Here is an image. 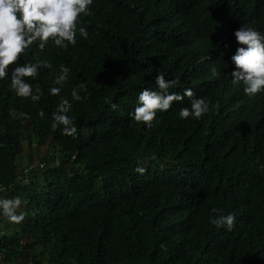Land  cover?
I'll return each instance as SVG.
<instances>
[{
	"label": "trees",
	"instance_id": "obj_1",
	"mask_svg": "<svg viewBox=\"0 0 264 264\" xmlns=\"http://www.w3.org/2000/svg\"><path fill=\"white\" fill-rule=\"evenodd\" d=\"M90 8L80 19L87 38L77 32L64 49L34 42L18 59L51 64L26 78L39 101L0 80V198L19 196L24 213L19 223L0 217V264H264V93L249 97L230 76L233 33L241 25L264 33V0ZM61 64L67 80L50 95ZM157 71L177 81L169 91L190 88L209 111L181 120L185 97L151 127L130 121ZM61 97L72 104L74 136L50 127ZM229 212L231 231L209 223Z\"/></svg>",
	"mask_w": 264,
	"mask_h": 264
},
{
	"label": "clouds",
	"instance_id": "obj_2",
	"mask_svg": "<svg viewBox=\"0 0 264 264\" xmlns=\"http://www.w3.org/2000/svg\"><path fill=\"white\" fill-rule=\"evenodd\" d=\"M92 3L93 0H0V80L7 77L8 87L17 97L27 98L31 102L39 101L40 87L34 86L26 78L35 80L41 68H51L46 60L17 63L20 56L34 42L39 49H43L49 41L64 49L76 44L77 32L80 37L87 38V28L80 25V19L91 15ZM233 35L238 46L230 57L234 65L230 73L231 83L242 85L244 94L249 97L264 93V33L241 25ZM69 71L66 65H59V72L53 80L56 86L48 89L50 95L61 92ZM210 71L213 77L217 75L215 68ZM176 84L175 79H166L163 71H157L155 89L143 88L139 91L134 108L128 112L130 121L143 123L146 128L151 127L158 112H166L173 101L180 102L185 97L189 98V106L179 109L178 116L181 120L188 117L200 119L209 111V102L195 96L190 88H185L183 94L169 91ZM77 87L84 89L85 86L80 84ZM70 95L72 100L81 98L75 88ZM111 107L116 109L118 106L113 104ZM71 108L70 101L61 97L51 113V129L59 128L61 134L66 136L76 134V126L68 115ZM39 115H44L42 110ZM135 170L143 173L144 168L137 166ZM21 205L19 196L0 198V217L8 222H21L24 217V213L19 211ZM212 211L216 212L217 209L213 208ZM235 219L231 212L226 215L221 213L209 216V223L217 229L231 231Z\"/></svg>",
	"mask_w": 264,
	"mask_h": 264
},
{
	"label": "rangeland",
	"instance_id": "obj_3",
	"mask_svg": "<svg viewBox=\"0 0 264 264\" xmlns=\"http://www.w3.org/2000/svg\"><path fill=\"white\" fill-rule=\"evenodd\" d=\"M21 180H25L26 178L24 176L20 177Z\"/></svg>",
	"mask_w": 264,
	"mask_h": 264
}]
</instances>
